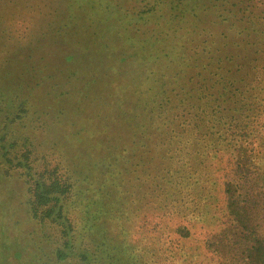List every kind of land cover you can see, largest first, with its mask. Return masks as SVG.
I'll use <instances>...</instances> for the list:
<instances>
[{
	"label": "trees",
	"instance_id": "trees-1",
	"mask_svg": "<svg viewBox=\"0 0 264 264\" xmlns=\"http://www.w3.org/2000/svg\"><path fill=\"white\" fill-rule=\"evenodd\" d=\"M0 44V264H264V0H0Z\"/></svg>",
	"mask_w": 264,
	"mask_h": 264
},
{
	"label": "rangeland",
	"instance_id": "rangeland-1",
	"mask_svg": "<svg viewBox=\"0 0 264 264\" xmlns=\"http://www.w3.org/2000/svg\"><path fill=\"white\" fill-rule=\"evenodd\" d=\"M43 35H44V40H46V41L50 37L48 33L46 35L45 34H43ZM66 41H68V39ZM67 45L72 46L71 43L70 44H67ZM62 47L65 48V45L62 46ZM15 50H16L15 48H12L11 47V44H7V45L0 44V57L1 58H5V56H7L11 51L14 52ZM62 51H64V49H62V48L59 47V49H57L55 51V53H54L53 50L51 51V48L48 50V52L47 51L46 52H41V54L44 56L43 61H46V63H48L50 66H52V63L49 60V58L50 59L51 58H54V55H56V54H58V53H60ZM0 191L1 192H5L4 189H0ZM0 211L2 212L1 208H0ZM5 229H7L10 234L13 232V228L11 227V225L10 224H5L4 225L3 224V218H0V239H2V240H4V236L3 235L5 233ZM11 243H2L3 244L2 247L5 249V251H3L2 254L0 253V258L2 256L6 255V251H8V249H11L12 250V248H11L12 246H10ZM2 247H0V249ZM24 259H25L24 258V254L21 255V254H16V253H12L11 252V256L9 258V264H22V262L24 261ZM28 262H31V256H29Z\"/></svg>",
	"mask_w": 264,
	"mask_h": 264
}]
</instances>
